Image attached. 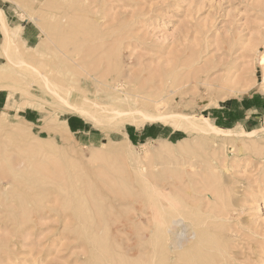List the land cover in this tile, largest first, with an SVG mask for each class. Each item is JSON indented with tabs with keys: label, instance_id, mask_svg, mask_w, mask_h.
<instances>
[{
	"label": "rangeland",
	"instance_id": "rangeland-1",
	"mask_svg": "<svg viewBox=\"0 0 264 264\" xmlns=\"http://www.w3.org/2000/svg\"><path fill=\"white\" fill-rule=\"evenodd\" d=\"M19 2L24 7L0 0L10 25L21 26L20 50L33 52L22 40L28 22L39 33L30 47H41L33 65L71 104L84 95L105 109L213 122L231 100L264 98V0ZM6 62L0 53V65ZM31 80L28 70L12 72L0 89L7 99L0 109V264H264V122L249 130L252 137L239 128L215 135L190 123L183 130L142 124L109 111L95 125L56 96L37 97L41 88ZM69 82L79 90L63 92ZM12 89L18 93L9 100ZM19 90L42 109L19 110ZM62 115L81 116L95 136L68 128L64 137L56 128ZM37 144L56 151L37 152ZM104 148L105 157L90 159ZM173 201L205 220L201 228L224 245L218 256L207 247L187 262L172 256L160 215Z\"/></svg>",
	"mask_w": 264,
	"mask_h": 264
},
{
	"label": "bare ground",
	"instance_id": "bare-ground-1",
	"mask_svg": "<svg viewBox=\"0 0 264 264\" xmlns=\"http://www.w3.org/2000/svg\"><path fill=\"white\" fill-rule=\"evenodd\" d=\"M14 1L20 3L21 6L23 4L22 2H19V0H14ZM30 4L31 3L29 2L28 6ZM0 24L4 34V40L2 43H0V49H1L0 53L6 58L7 61L5 64L0 65V89L6 88L8 86V82L6 80L11 76L12 72L28 70L32 78L30 83H33L36 80V82L40 86L38 87L41 88L40 94L42 95H39L37 97L43 99H50V98H55L56 96L61 102L69 106V110L71 112L86 117L91 123H95V125L100 124L102 116H106V114L100 115L99 113H105L109 111L112 112V114L111 116L108 114L107 115L111 118H121L122 120L131 121L132 120L131 117H134L136 115L140 117L142 124L145 122L159 121L168 124L169 126L175 128L176 130H183L185 128L184 124L190 123V125L192 126V130L212 132L215 135H219V134L228 135L235 133V130L223 129L216 126L213 122H211L209 117L204 115H196L193 118H189V116L187 115H179L175 113L154 114L152 112H148L142 109L124 110V108L121 107L120 105L119 106L116 105L113 108L105 109L104 107H101L96 103L89 102L88 96L79 95V94H77V96L79 95V97H77L79 98V100H76L77 103L71 104L66 96H64L61 92H58L57 85L52 81V79L47 74H44L39 69V67L33 65L34 62H37V56L40 54L41 47L40 46H37L35 48L30 47L26 45V42L22 39L25 46L28 49L33 48V52L26 53V51L20 50L21 42L18 43V41H19V37L21 38V36H19L21 26L12 27L10 25L9 17L7 13L1 7H0ZM258 57H259L258 64L264 70V55L263 56L258 55ZM76 83L73 82L67 83L66 88H62V91L65 92L66 94H70L72 91H78L79 89L77 88L80 87L78 86V82ZM222 84L226 85L224 82ZM116 88H118V86H116ZM222 88H225V86H222ZM263 88H264V82H263ZM19 91L22 99H24V101L19 107V110L23 111L26 109V107L34 110L42 109V107H40V104H38L39 101L38 98H33L31 99L32 101L28 99V95H30L31 92H28L26 90H19ZM17 93L18 91L16 89H12L9 93L8 99L11 100L12 98H15ZM126 99L127 96L116 97V101L126 100ZM11 106L12 105L9 103L6 105L7 108H10ZM68 117L69 115H62L56 120V128L61 132L62 135H64V137H66L67 133L70 132L67 125ZM19 118L25 124L36 126V124L30 122L24 116L19 115ZM14 130L16 132H19L21 135H27L26 131L19 124H16L14 126ZM236 131L239 132L240 134L250 135V137H252V135L255 133V131H245L243 129ZM40 139L44 140L45 138H40ZM66 140L69 141L68 139ZM184 140L185 139L179 140L177 144L174 145L176 146L180 145L182 147L183 146L182 142ZM34 150L37 152L47 151L51 153H55L56 151L54 146L46 147L44 144H37L36 146H34ZM108 152L109 149L104 148L101 155L91 154L90 159L96 160L99 157L103 158L105 157V154H107ZM176 201L171 202L169 204L170 206L165 210H163V215H160V217L163 216V219L159 217L160 219H162L160 222V224L162 223L161 229L166 231L170 236V246L168 248L170 250V253L173 254L172 256L176 258L178 257L180 259H183L184 262L185 261L187 262L189 258L194 256L196 253H199L198 251L203 250L204 247L208 248L210 256L213 257L218 256L223 249L222 248L224 246L223 243H219L218 241H215L212 236H210L207 232H205L201 228V226L204 225L205 220L200 216L195 217L194 208H186V206H184L182 209H178L175 205V203L177 204ZM157 209L160 208L158 207Z\"/></svg>",
	"mask_w": 264,
	"mask_h": 264
},
{
	"label": "crops",
	"instance_id": "crops-1",
	"mask_svg": "<svg viewBox=\"0 0 264 264\" xmlns=\"http://www.w3.org/2000/svg\"><path fill=\"white\" fill-rule=\"evenodd\" d=\"M29 25L30 24L28 22L22 25V38L28 46L36 44L39 37L38 31L30 30ZM34 29H36V27ZM2 40L3 32L0 24V42H2ZM6 100L5 90H0V109L4 107ZM31 115L33 118L35 117V114L32 113ZM211 119L216 126L223 129L235 130L239 128L237 130H256V128H258V124L264 122V98L258 93H253L245 99H238L237 102L231 100L228 105L222 107L221 110L217 112V115ZM67 123L68 128L73 133L78 135L92 134V136H95L94 133L96 132H92V129L89 128L87 120L81 116L72 115L68 118ZM151 126L156 127L155 125ZM128 136L130 137V135Z\"/></svg>",
	"mask_w": 264,
	"mask_h": 264
}]
</instances>
